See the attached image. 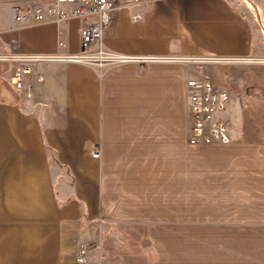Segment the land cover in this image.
Listing matches in <instances>:
<instances>
[{
    "label": "crops",
    "instance_id": "1",
    "mask_svg": "<svg viewBox=\"0 0 264 264\" xmlns=\"http://www.w3.org/2000/svg\"><path fill=\"white\" fill-rule=\"evenodd\" d=\"M251 2L260 21L242 0L120 12L104 48L162 60L38 64L20 91L0 61V264H74L81 244L88 264H264V0ZM16 3L0 0V56L78 51L81 21L15 24ZM208 57L238 59L206 68L229 89L231 143L192 147L193 73L176 60Z\"/></svg>",
    "mask_w": 264,
    "mask_h": 264
},
{
    "label": "built area",
    "instance_id": "2",
    "mask_svg": "<svg viewBox=\"0 0 264 264\" xmlns=\"http://www.w3.org/2000/svg\"><path fill=\"white\" fill-rule=\"evenodd\" d=\"M147 0H18L12 7L15 24H60L71 19L81 21L79 49L73 54H30L0 56V61L14 64L10 72L13 89L30 87L28 79L35 65L44 63H75L99 71L126 63H146L162 58L129 56L108 51L103 40L115 29L119 13L126 11L132 23H138L142 14L138 10ZM175 60V59H174ZM176 61L192 70L185 83L188 104L187 144L192 147H209L231 143L228 126L221 114L229 102V89L217 86L205 69L207 64L236 62V58H178ZM38 82L43 77L38 74ZM99 148L92 152L98 158ZM89 246L79 245L74 264H88Z\"/></svg>",
    "mask_w": 264,
    "mask_h": 264
},
{
    "label": "bare ground",
    "instance_id": "3",
    "mask_svg": "<svg viewBox=\"0 0 264 264\" xmlns=\"http://www.w3.org/2000/svg\"><path fill=\"white\" fill-rule=\"evenodd\" d=\"M242 2L245 4L246 8H248L250 10V12L253 14V16L260 21V15L258 12V9L256 8V6L250 1V0H242ZM264 24V23H263ZM260 25V23H259ZM264 26H262L261 28H263ZM264 29V28H263ZM262 29V30H263ZM262 32V31H261Z\"/></svg>",
    "mask_w": 264,
    "mask_h": 264
},
{
    "label": "rangeland",
    "instance_id": "4",
    "mask_svg": "<svg viewBox=\"0 0 264 264\" xmlns=\"http://www.w3.org/2000/svg\"><path fill=\"white\" fill-rule=\"evenodd\" d=\"M252 1V0H251ZM238 2H240V1H237V4L239 5V6H241V8H244V5L242 6V5H240V3H238ZM233 63H235V62H221V63H215V64H207L206 65V67H208V66H230V65H232ZM207 69H205V71H206ZM207 72V71H206ZM247 95H250L249 93L247 94ZM254 96V95H253ZM145 244L146 245H151V243L150 242H145ZM156 258H150V263L149 264H156Z\"/></svg>",
    "mask_w": 264,
    "mask_h": 264
}]
</instances>
